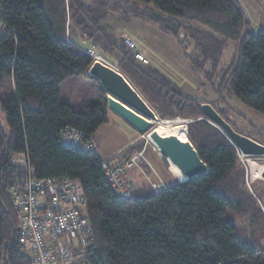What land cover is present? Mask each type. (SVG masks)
<instances>
[{
  "label": "trees",
  "instance_id": "trees-1",
  "mask_svg": "<svg viewBox=\"0 0 264 264\" xmlns=\"http://www.w3.org/2000/svg\"><path fill=\"white\" fill-rule=\"evenodd\" d=\"M131 1L133 10L136 3L143 5L144 13L137 16L176 36L185 50L186 36L198 39L207 30L217 35L214 43L198 41L203 59L192 55L189 60L209 81L206 68L217 70L214 52L235 43V57L214 90L225 97L224 103L235 95L264 114V27L254 30L239 0ZM125 3L0 0L8 29L0 35V264H31L19 243L20 215L9 192L16 178L11 160L21 152L36 175L65 177L81 185L95 239L87 256L90 264H264V213L247 188L238 147L204 114L207 101L185 94L145 64L148 59L144 63L136 57L140 48L130 49L125 36L111 30L107 20ZM77 29L97 53L116 61L163 120L192 119L188 138L208 165L206 174L158 188L152 182L136 184L137 189L120 199L104 177L99 154L62 143L66 127L93 136L109 121L108 92L89 73L96 59L75 41ZM78 78L89 81L98 96L82 111L60 94L65 80ZM213 106L234 129L264 144L255 138L262 129L253 125L246 130L230 118L229 103ZM136 146L128 148L124 159L142 149ZM162 161L167 169L168 161Z\"/></svg>",
  "mask_w": 264,
  "mask_h": 264
},
{
  "label": "rangeland",
  "instance_id": "rangeland-1",
  "mask_svg": "<svg viewBox=\"0 0 264 264\" xmlns=\"http://www.w3.org/2000/svg\"><path fill=\"white\" fill-rule=\"evenodd\" d=\"M124 1L126 3L119 8L117 7V9L113 11V16L111 17V19L107 21H109L112 31L116 33H123V36L127 35L131 37L137 43V48H141L144 50L146 54L144 56L149 60L148 63H145L148 60H143L145 64H149L157 68L160 72L172 79L177 84V86L189 96L197 97L201 100L207 101L205 103H209V101H211L210 104L212 106L213 104H215L216 106L218 105L224 107L229 103L233 108L229 109L228 111V114L231 116L230 118H233V121L237 122L246 130L249 129L248 127H252L253 125L256 127V129L264 128V114L246 106L235 95L233 97L227 98V103H224L223 101H225V97L220 94L218 95V93H216V91L214 90L213 86L218 85L219 80L221 79L220 77L226 70H228L227 67L231 64L233 58L235 57V43L227 42L226 48L223 51L217 54L216 52H214L213 60L215 61V63H217V70L206 68L209 74L212 75L211 81H209L204 76L202 71L194 68L193 64L189 60L190 56L192 55H201L200 48L197 45L198 41L199 43L203 41L207 43H214V40H216L217 36L216 34L210 31L208 33L207 30L206 33L202 32L200 35H198V39L194 38L193 40L192 37L189 38V36H186L183 41V43L186 45L185 50L176 36L162 32L156 25L151 23L148 18L137 16L139 15V13H144L143 11L145 10L142 8L143 5L136 3L134 5L135 10H133V6L131 3L132 1ZM239 2L241 4V7L246 12L247 16L250 18L252 23L251 25L254 30L256 31L260 27H264V0H239ZM100 56L109 64L120 69L116 65V61L111 59V57L107 58L102 54ZM200 57L201 59H203L202 55ZM73 82L77 83L75 87L73 86V84L69 85L67 83L65 85L63 90V98L70 97L72 95H76V97H79V95L82 94L84 97H90L93 95L94 90L90 87L91 84L89 83V81L85 80L84 78H78L77 80L73 79ZM156 113L158 114L157 111ZM119 117L120 116H116L115 114L111 113L109 115L108 123L102 125L95 133V138L100 148L102 149V154L104 156H109L116 153L117 155L126 154L131 138H133V136L138 133L132 125H130L123 118ZM165 120H170V122H176L179 120L183 123H186V126L189 122L192 121V119L181 117ZM160 124L163 127L164 124H166V121H160ZM173 124L175 125V123ZM214 124L217 125L222 131H225V129L221 125L217 124L216 122H214ZM151 129L145 133H140V135H138V140L135 143V145H137L136 147L145 148V155L151 162L152 166L155 168V174L169 180L165 181V184L174 182L176 180L178 181V179L171 173L169 166L167 167V169H163V173H160L157 166H155L153 161H151L152 157H157L160 160L161 164L163 162L161 160L163 155L159 148L148 141L147 136ZM260 132L262 134H255V138L264 141V131L261 130ZM239 133L248 136V134L246 133ZM250 138L254 139V137ZM239 142L242 143L243 141ZM238 151H241L242 154L240 162L246 171L247 188L257 200L264 213V155H247L244 154V152L239 148ZM143 165H146V163L143 162ZM133 170L134 169H131L130 173L132 177H135ZM178 173H180V171H178ZM155 174H152V179L156 180L148 181V183L152 182L155 187L158 188L159 184L163 181L159 180L160 177Z\"/></svg>",
  "mask_w": 264,
  "mask_h": 264
},
{
  "label": "built area",
  "instance_id": "built-area-1",
  "mask_svg": "<svg viewBox=\"0 0 264 264\" xmlns=\"http://www.w3.org/2000/svg\"><path fill=\"white\" fill-rule=\"evenodd\" d=\"M1 15L0 8V35L8 30ZM125 42L130 49L138 47L127 35ZM82 48L96 60L107 62L94 46ZM136 57L147 61L143 54L137 53ZM61 141L83 153L99 154L94 137L81 129L64 128L61 131ZM144 149L119 161H101L104 177L110 181L120 199L127 198L137 189L130 178V170L134 167L142 168L143 162L149 165ZM241 155L240 151V158ZM11 164L16 168V178L10 183L9 192L13 206L20 215L19 243L29 255L31 264H90L87 256L92 255L95 239L85 215L87 199L81 185L65 177L36 175L25 152L14 155ZM153 186L155 187L154 184Z\"/></svg>",
  "mask_w": 264,
  "mask_h": 264
},
{
  "label": "water",
  "instance_id": "water-1",
  "mask_svg": "<svg viewBox=\"0 0 264 264\" xmlns=\"http://www.w3.org/2000/svg\"><path fill=\"white\" fill-rule=\"evenodd\" d=\"M89 73L96 77L104 90L108 92L107 102L111 110L140 133H145L153 127L150 119H157L160 116L120 69L103 60H96ZM202 109L208 118L225 129L229 138L244 154L264 155V144L234 130L210 103H203ZM155 142L163 157L174 163L188 179L208 172V165L200 157L189 138L181 140L176 135H158L155 137Z\"/></svg>",
  "mask_w": 264,
  "mask_h": 264
},
{
  "label": "crops",
  "instance_id": "crops-1",
  "mask_svg": "<svg viewBox=\"0 0 264 264\" xmlns=\"http://www.w3.org/2000/svg\"><path fill=\"white\" fill-rule=\"evenodd\" d=\"M112 30V29H111ZM114 32V31H113ZM116 33V32H114ZM117 35H122L123 33H116ZM75 41L81 43L80 44V47L82 48L83 46H86V47H90L89 43L87 40H85L80 31L77 29L76 30V36H75ZM141 53L144 55L145 52L143 49H141ZM71 80V81H70ZM74 80H77V79H74ZM69 84V85H72L75 87L77 85L76 82H73V79H67L63 82V84L61 85V89H60V94H61V98L62 100L66 101V102H69L75 109L79 110V111H82L85 109L86 105L89 104L90 102H96L97 99H98V96L96 94H93L92 96L90 97H84L83 94L82 95H79V97H76V95H72L70 97H66V98H63V90H64V87L66 84ZM113 113L115 114L116 116H120L119 114H117L116 112H114L113 110L110 109L109 113H108V116ZM121 117V116H120ZM119 117V118H120ZM122 118V117H121ZM150 121L153 123V127L151 129V131L149 132L147 138H148V141L151 142V136L154 132H156L158 129V126L160 124V121H166L167 120H162L160 117H157V119H150ZM175 123V122H174ZM186 124V123H185ZM260 129H264V128H260ZM138 133H136L135 136H133V138H131L130 142H129V147L132 146L133 144H135L138 140V135H140V132L135 129ZM94 139L96 140L95 138V134L93 135ZM97 142V140H96ZM152 143V142H151ZM98 144V142H97ZM98 147H99V155L100 157H102L103 159H111V160H114V161H117V160H122L124 159V157H126V154H120V155H117L116 154H112V155H109V156H104L102 154V149L100 148L99 144H98ZM128 147V148H129ZM103 155V156H102ZM114 155V156H113ZM147 158V157H146ZM148 160V159H147ZM162 160V159H161ZM149 161V160H148ZM154 165L157 166L158 168V171L160 173H163V169L165 170V167H164V164L162 162H160V160L157 158V157H152V160ZM169 163V162H168ZM147 164V163H146ZM148 165V164H147ZM142 165V168H139V167H134L133 169V173L135 174V177H132L131 173H130V178L134 181L135 184H137L138 186H142L144 185L145 183H148V181H155L156 179H152V174L156 173L155 171V168L152 166L151 162L149 161V165ZM169 169L171 171V173L178 179V181H182V180H185V177H183L180 173H178V169L175 168V166L171 163H169ZM157 175V174H155ZM158 177H160L159 180L163 181L164 185H165V181H169L168 179H165V178H162L161 176L157 175ZM158 180V181H159Z\"/></svg>",
  "mask_w": 264,
  "mask_h": 264
},
{
  "label": "bare ground",
  "instance_id": "bare-ground-1",
  "mask_svg": "<svg viewBox=\"0 0 264 264\" xmlns=\"http://www.w3.org/2000/svg\"><path fill=\"white\" fill-rule=\"evenodd\" d=\"M175 121L167 120L166 124L162 127L161 124L158 126V130L154 132L151 136V142L153 145H155L158 148V145L155 142V137L158 135L162 136H168V135H176L181 140H187V126L182 121H176L175 125L173 124ZM169 163L173 164L175 168H177L180 171V174L185 177V181L188 180V178L182 173V171L168 159Z\"/></svg>",
  "mask_w": 264,
  "mask_h": 264
}]
</instances>
